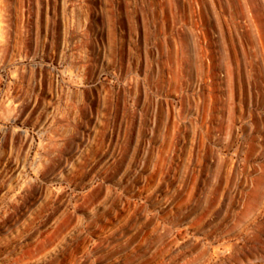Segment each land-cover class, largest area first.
I'll use <instances>...</instances> for the list:
<instances>
[{
  "label": "rangeland",
  "instance_id": "374dc122",
  "mask_svg": "<svg viewBox=\"0 0 264 264\" xmlns=\"http://www.w3.org/2000/svg\"><path fill=\"white\" fill-rule=\"evenodd\" d=\"M0 264H264V0H0Z\"/></svg>",
  "mask_w": 264,
  "mask_h": 264
},
{
  "label": "bare ground",
  "instance_id": "6f19581e",
  "mask_svg": "<svg viewBox=\"0 0 264 264\" xmlns=\"http://www.w3.org/2000/svg\"><path fill=\"white\" fill-rule=\"evenodd\" d=\"M6 2H9V0H1V3L5 4Z\"/></svg>",
  "mask_w": 264,
  "mask_h": 264
}]
</instances>
